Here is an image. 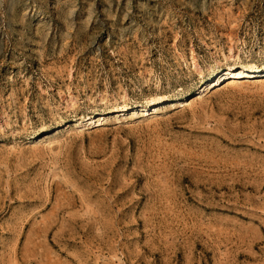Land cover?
Segmentation results:
<instances>
[{
    "label": "rangeland",
    "instance_id": "374dc122",
    "mask_svg": "<svg viewBox=\"0 0 264 264\" xmlns=\"http://www.w3.org/2000/svg\"><path fill=\"white\" fill-rule=\"evenodd\" d=\"M0 264H264V0H0Z\"/></svg>",
    "mask_w": 264,
    "mask_h": 264
},
{
    "label": "bare ground",
    "instance_id": "6f19581e",
    "mask_svg": "<svg viewBox=\"0 0 264 264\" xmlns=\"http://www.w3.org/2000/svg\"><path fill=\"white\" fill-rule=\"evenodd\" d=\"M245 72H246V70H245ZM233 73H235L233 76L234 77H240V76H242L243 75V72L242 71H238V72H233ZM228 74V73H227ZM226 75V74H225ZM224 76V75H223ZM216 79V78H215ZM222 80V77L221 78H219V80L217 81V83L216 84H219V83H221L220 81ZM156 108V107H155ZM156 112V111H155Z\"/></svg>",
    "mask_w": 264,
    "mask_h": 264
}]
</instances>
